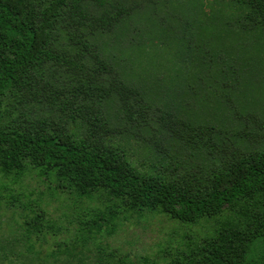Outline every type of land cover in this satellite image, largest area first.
Listing matches in <instances>:
<instances>
[{"label": "trees", "instance_id": "16d2710c", "mask_svg": "<svg viewBox=\"0 0 264 264\" xmlns=\"http://www.w3.org/2000/svg\"><path fill=\"white\" fill-rule=\"evenodd\" d=\"M171 2L173 7L181 4L148 0L140 13L136 3L131 7L112 0H0V173L17 182L36 174L80 199L106 196L110 203L95 219L96 234H112L121 216L144 211L184 224L223 218L216 222L215 235L198 246V258L189 256L190 262L264 264V149L222 152L225 159L200 175L169 178L139 170L124 150L104 140L111 106L125 115L130 108L125 104L124 68L107 58L99 43L113 32L124 33L130 28L127 20L143 14L154 28L148 35L154 34L161 42L155 44L163 48L162 37L169 31L161 22L170 15L164 5ZM216 4L237 13L229 17L235 25L264 31V0ZM200 6L206 8L204 0ZM175 40L181 41V34ZM175 47L181 58V43ZM222 65L226 68L218 70L225 81L235 73L228 61ZM238 136L251 145L246 132ZM181 147L197 157L211 152L205 144ZM32 212L34 217L25 223L28 233L44 242L49 234L56 235L45 210ZM29 249L34 253L33 246ZM64 251H40V263L52 264L50 258L56 262L65 254L63 264H89Z\"/></svg>", "mask_w": 264, "mask_h": 264}, {"label": "rangeland", "instance_id": "374dc122", "mask_svg": "<svg viewBox=\"0 0 264 264\" xmlns=\"http://www.w3.org/2000/svg\"><path fill=\"white\" fill-rule=\"evenodd\" d=\"M112 1L131 7L136 3L141 13L148 0ZM180 2L179 7L172 2L164 5H169L165 10L170 15L161 22L169 31L162 37L163 48L155 44L161 42L154 34L148 35L154 28L143 14L127 20L130 28L124 33L113 32L99 43L107 58L125 69V104L130 108L125 115L111 106L104 140L124 150L139 170L169 178L200 175L225 159L224 152L264 149V31L235 25L229 17L237 13L220 9L217 0H204L205 9L201 0ZM176 33L181 41L175 40ZM143 43L146 46L137 49ZM223 60L235 73L225 81L219 72L226 68ZM201 61L206 62L203 68ZM244 132L248 147L237 139ZM220 134L226 144L219 141ZM181 144L195 148L205 144L211 152L193 156ZM108 203L100 194L89 200L63 193L36 174L17 182L0 173V264H41L40 251L67 249L89 264H192L189 256L215 235L220 226L216 222L224 220L184 224L144 211L121 216L112 234L105 230L96 234L95 219ZM41 209L56 232L45 242L28 233L25 224L34 217L33 210ZM58 243L65 245L60 248ZM59 258L49 261L63 264L67 255Z\"/></svg>", "mask_w": 264, "mask_h": 264}]
</instances>
